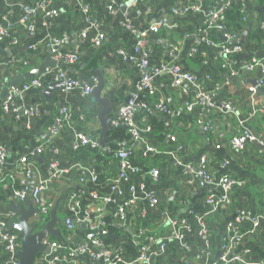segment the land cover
<instances>
[{
  "label": "crops",
  "instance_id": "crops-1",
  "mask_svg": "<svg viewBox=\"0 0 264 264\" xmlns=\"http://www.w3.org/2000/svg\"><path fill=\"white\" fill-rule=\"evenodd\" d=\"M37 1L0 0V22H4L3 19L8 15L15 22L11 33L0 42V145H5L8 149L7 163L0 175V213L7 214L5 217H9L8 213L12 212L8 210V205L10 198L13 197V190L27 183L20 158L28 149L37 146L44 148L41 155L32 159L30 168L33 171L29 185H36L50 176L51 161H57L59 167L64 170L61 177L42 193L43 201L53 202V206L63 188L66 189V196L78 186V170L81 168L97 165L109 175H116L118 172V160L115 157H103L96 162L93 149L72 148L75 135L79 133L99 143L103 139L98 115L101 105L94 100L92 94L83 96L78 91L66 92L62 87L53 90L47 97L43 90L51 83L58 82L48 79L42 87L32 88L23 96L15 98V107L33 106L38 111L36 118L24 115L17 119L2 109V103L6 98L3 85L6 81L33 70L44 61L48 51L44 43L46 39L67 36L68 40L61 49L77 56L74 62L61 61L63 66L57 65L52 68L62 69L69 76H75L87 84L92 83V78L98 71L104 77L106 86L101 96L111 98L115 107L112 119L119 107L127 102L136 90V85L143 74V68L125 59V55L120 51L132 54L140 35L151 25L160 24L161 29L159 33H151L147 37L151 47L148 55L150 66L171 61L170 54L174 51L177 54L174 61L185 69L200 76L211 74L213 78L209 83L211 87L215 81H222L219 68L220 52L217 49L206 47V61L202 66L187 59L190 47L201 42L198 29L203 22V12L174 15L172 9L185 5L189 0H115L114 10L109 8L108 0H58L54 3L58 15L48 18L39 16L34 21L36 25L34 35H29L18 20L22 14V7L35 4ZM86 4L90 6L98 31L90 29L87 35L83 36L82 32L90 26L82 10ZM246 12L248 19H242L244 21L242 28L235 29L243 39L245 50L241 57L255 56L264 59V47L251 38L254 28L264 30V2L250 0ZM127 18L131 20L135 33L126 28ZM173 24L174 27L171 26ZM98 32H103L105 38L96 45L92 37ZM188 34L191 36L189 39L186 37ZM212 38L221 41L218 33L216 38L215 34H212ZM14 39L17 43H13ZM30 45H35V48H30ZM53 55L56 58V54ZM259 74L258 71L245 72L241 79H232L230 84L224 85L219 91L217 98L230 100L233 108L232 112L226 113L215 110L211 115L216 126L215 133L201 131L196 124L198 110L189 111L185 107L187 99L194 100V89L187 86V92H183L180 87H174L172 76L169 74H163L154 80V91L146 96L149 108L146 111L141 110L136 115L137 122L141 124L144 122L152 124V117L157 118L164 123L163 131L149 132L143 136V140L133 142L130 138L111 139L112 130L116 129L111 126L112 129L107 132L108 143L130 147L132 161L142 168L140 174L133 176L134 184L140 187L143 183L145 189L153 191L160 197L159 205L151 206L138 189L136 201L128 205L129 227L117 234L125 244L123 246L128 257L136 256L140 246L148 244L153 251H157V254L152 255V264H218V262L224 264L221 260V247L226 242L227 224L234 222L236 216L245 209L253 214L264 213V150L252 142L240 151H234L228 146L233 134L240 129L239 117L246 115L250 110L248 85L256 82ZM28 80L30 79L24 82ZM161 99L169 105L171 110L169 114H164L156 108V102ZM256 101V106L260 107V104L264 103V96L258 93ZM63 105H68L71 109L70 123L54 137L53 147H48L47 128L53 123L59 107ZM250 127L264 137V111L257 112ZM147 145L155 147L157 152L147 151ZM217 145H221V148L218 149ZM101 148L105 151L104 147ZM203 156L209 159L208 167L214 179L230 175L244 181L243 186H236L230 192L232 202L228 205L223 204L217 211H212L206 203V198L211 191L221 193L222 190L216 185H202L200 177L188 179L183 174L182 163L199 165ZM224 161H227L225 166L222 165ZM154 168L160 170L158 178L151 177L147 172ZM131 198L126 191L124 201ZM65 202L64 197L58 210V226L62 228L63 235L65 233L62 224L70 213ZM34 206L37 207L35 203ZM206 211L208 213L205 218L212 233V246L209 249L199 237L194 215ZM38 215L39 213L31 221ZM17 217L16 213L13 220H17ZM183 218L189 221L192 231L184 240L174 241L175 221ZM249 227L250 224L242 225L243 230ZM41 228L37 225V229ZM139 231L143 232V236L135 238L133 234ZM86 236V227L79 226L69 233L67 240L70 244H77L86 239ZM52 238L54 237L50 239ZM162 242L167 245L164 252H160ZM184 244L189 245V249H186ZM74 246L65 245V249L70 251ZM219 252L221 255L216 258ZM233 257H242L254 263L264 259V221L255 232L247 234L237 242L229 253V258ZM76 258L84 264H92L88 255H79ZM4 259L5 253L0 247V264H3ZM37 260L40 261V255Z\"/></svg>",
  "mask_w": 264,
  "mask_h": 264
},
{
  "label": "built area",
  "instance_id": "built-area-1",
  "mask_svg": "<svg viewBox=\"0 0 264 264\" xmlns=\"http://www.w3.org/2000/svg\"><path fill=\"white\" fill-rule=\"evenodd\" d=\"M56 1L58 0H38L35 4L24 5L18 22L29 35H34L36 31L34 21L39 16L48 18L58 15V10L54 6ZM108 1H110L109 8L114 10L115 0ZM238 2L243 3V19L247 20V0H189L185 5L172 9L174 15L203 12V22L198 29L199 39L206 47H212L220 52L219 68L222 81H215L213 87L209 85L213 79L211 74H204L203 77L201 76V79L196 73L186 70L180 63L174 61L177 57L174 51L170 54L172 57L171 61H164L158 65L150 66L148 55L151 51V47L148 44L147 37L150 33H159L161 29L160 24L151 25L143 31L132 54L128 55L123 50L120 51L121 54L125 55V59L143 68V74L141 80L136 85V90L129 97L128 101L119 107L117 114L111 121V126L113 128L125 127L133 142L143 140V136L151 132V125L147 122L139 124L136 120L137 113L149 108L147 100H140V93L146 92L147 95L151 94L154 91V80L163 74H169L172 76V84L174 87H180L183 92H187V86H191L194 89V100L191 101L187 99L185 101V107L189 111L194 109L198 110L196 124L201 131L215 133L216 126L211 119V115L215 110L226 113L232 112L233 108L230 100L217 98L219 91L223 89L224 85L230 84L232 79H241L245 72L258 71L260 74L259 79L256 81V85L254 83L248 85L250 92V110L246 115L239 117L240 129L233 134L228 142V146L234 151H240L245 149L247 145L254 140L264 145V137L260 134L257 137L254 136L250 127V123L257 115V112H259V110L264 111V103L260 104V107L256 106L258 88L264 89V59L255 56L249 58L241 57L245 50L243 39L238 32L228 30L222 23L225 20L227 9ZM82 10L90 25L89 29L82 32V35L86 36L90 29L98 31V25L90 12V6L88 4L83 5ZM3 20L4 22H0V42L11 33L15 26L14 20L9 15ZM125 26L129 31L135 33L136 30L130 19H126ZM171 26L174 27L175 24ZM213 31H218V33L226 38V41L213 39L211 36ZM186 37L189 39L191 36L188 34ZM104 38L105 34L103 32H98L96 36L92 37V40L93 43L98 45ZM67 40V36H53L46 39L44 43L48 49L51 48L53 53L56 54V59L63 62H74L77 60V56L73 53H66L61 49ZM13 43H17V40L14 39ZM262 46L264 47V41L262 42ZM29 47L35 48V45H30ZM55 47H57V49H55ZM196 50V46L192 45L187 54L194 53ZM25 63H27V61H25ZM48 79H52L53 81L64 80V91H78L83 96L91 95L94 85L97 83V78L95 76L92 78V83L87 84L75 76H69L62 69L48 67L39 76L22 84L13 85L9 90L8 97L2 103V109L7 113H12L17 119L24 115L28 116V118H36L38 116V111L33 106L15 107V98L30 91L32 88L42 87ZM155 106L164 114H169L171 112L169 105L164 99L156 102ZM21 108L24 109L23 113L20 111ZM71 117L72 113L68 105L59 107L53 119V123L47 128V134L49 136L48 147H53L54 137L69 125ZM170 138L172 139L173 136L171 135ZM85 147L91 149L104 147L105 151H111V148L101 146L98 141L93 140L87 135L82 133L75 135L72 148L74 150H79ZM217 148L220 149L221 145H217ZM146 149L149 152H157L156 148L151 145H147ZM43 152L44 148L42 146H37L28 149L27 152L21 156L20 163L24 165V175L27 183L13 190V197L15 200L24 202L27 197H30L37 206H41L39 215L35 218L39 228L43 227V225L49 221V211L53 206V202L45 203L43 201L42 193L48 190L49 186L54 181L58 180L64 172V170L59 167L57 161H51L50 176L47 179L39 181L36 185H29L28 183L29 180H31L33 171L30 168V165L33 163L31 158L35 159ZM7 156V147L5 145H0V175L3 173V168L7 163ZM116 156L118 158V172L116 177L112 180V194L100 196L96 191H92V201L88 205V208L84 207L82 194L80 192L72 191L67 194L65 206L70 213L63 221L62 227L64 230L68 231V234L66 237H63L62 241L50 238L43 240V243L50 248L49 252H42L40 254V261H42L43 264H84L76 258L84 254L90 257L92 264H141L143 262L152 264V255L157 254V251H153L148 244H142L136 256L128 257L122 239L118 237L117 240H112V242L110 241L109 243L105 241V237L111 235L108 215L111 216V225H114L119 230L118 233L113 235H117L129 227L127 207L136 201L138 189L142 195L144 194V198L149 201L151 206H157L160 203V197L153 191L145 189L143 183H141L140 187L134 184L133 176L140 174L142 168L132 161L131 148L118 146ZM208 162L209 159L203 156L201 157L199 165L182 163L184 167L183 174L188 179L200 177L202 185L212 184L222 190L221 193H214L211 191L206 198V203L211 207L212 211H217L223 204L228 205L232 202L230 199V192L236 186H243L244 181L230 175H224L218 179H214L209 170ZM25 164L28 166H25ZM222 165H227V161H224ZM147 172L154 178H158L160 174V170L157 168ZM95 178L96 174L93 167H84L78 170V182L82 185H85L88 179L95 180ZM126 191L132 196L129 201H124L123 199ZM207 213L208 211L201 214L196 213L194 215L196 224L198 225L199 237L204 241L206 248L209 249L212 246V241L210 238L211 229L205 218ZM8 214H10L9 217H5L7 214L0 213V247H2L5 253L3 264H20L19 251L21 249V241L18 232L9 229L7 223L8 220H13V216L16 213L12 211ZM169 220L171 219L169 218ZM262 221H264V213L253 214L251 211L245 209L236 216L234 222L227 224L226 242L222 244L221 247V260L224 264H264V259H262L261 262L254 263L242 257L229 258V253L237 242L242 240L247 234L255 232ZM175 223L174 241L184 240L185 236L192 231L191 224L185 218L178 222L175 221ZM245 223L250 224V227L243 230L242 225ZM83 224L86 225L84 227L87 229L86 239L79 241L77 244H70V241L67 240L69 233L73 232L77 227L83 226ZM133 236L135 238H140L143 236V232L139 231L138 233H134ZM65 245L75 246L68 251L65 249ZM184 245L186 249H189V245ZM166 247V243L162 242L160 245V252H164Z\"/></svg>",
  "mask_w": 264,
  "mask_h": 264
},
{
  "label": "water",
  "instance_id": "water-1",
  "mask_svg": "<svg viewBox=\"0 0 264 264\" xmlns=\"http://www.w3.org/2000/svg\"><path fill=\"white\" fill-rule=\"evenodd\" d=\"M218 34L221 37V41H226L225 37H223L220 33ZM55 49H57V47H55ZM52 53H53L52 49L51 48L48 49L44 61L38 67L25 73L22 76L21 75L18 76L17 78L11 81H6L5 85H3L4 87H2L5 97L6 98L8 97L9 90L13 85L22 84L24 83L25 80L32 79L33 77L40 75L48 67L52 68L57 65L63 66V62L54 58ZM197 75L201 77L200 74ZM95 77L97 78V83L94 85L92 95L94 97V100L101 105L98 115L102 127L103 139L100 141V145L107 146L108 145L107 132L112 129L111 115L114 112L115 107L112 104L111 98L107 96L105 97L101 96L102 91L106 86V81L104 77L101 76L99 71ZM64 83H65L64 80L51 83L48 86V88L43 90V94L49 97L50 93L53 90L55 89L58 90L64 87ZM254 84L256 85V82H254ZM258 93L264 96V89L258 88ZM24 94L17 96L16 99L18 97L23 96ZM23 110H24L23 108L20 109L21 113H23ZM252 133L256 137L259 136V133L254 129H252ZM252 143H254L259 149L264 150V145L260 144L257 140H254ZM65 193H66V189L63 188L61 190L60 195L56 199L53 208L50 210L49 221L41 229H37V221L35 220L31 221V219L40 212L41 206L35 207L30 197H27L24 202L17 201L13 197L10 198L8 210L17 213L18 217L17 220H8L7 223L9 229L16 230L18 232V236L21 241V249L19 251L20 264H43L42 261L37 260L38 256L42 252L50 251V248L43 243V240L49 237L50 238L54 237L62 241L63 239L62 228L58 226V210L63 203ZM83 226L86 225L83 224ZM112 238L113 241H115L117 240L118 235H113ZM220 255L221 252L218 253L216 258H219ZM144 264H148V263L145 262Z\"/></svg>",
  "mask_w": 264,
  "mask_h": 264
},
{
  "label": "trees",
  "instance_id": "trees-1",
  "mask_svg": "<svg viewBox=\"0 0 264 264\" xmlns=\"http://www.w3.org/2000/svg\"><path fill=\"white\" fill-rule=\"evenodd\" d=\"M249 1L250 0H247L246 9H247V5H248ZM258 1L260 3L264 2V0H258ZM242 4H243L242 2H238V3L233 4L229 9H227V11L225 13V20L222 23L224 24L225 27H227L228 30H230L232 32L235 29L238 30L239 28H242V26H243L244 21L242 20L243 19ZM231 27H232V29H231ZM236 30L234 32H236ZM217 33H218V31L212 32L213 35L215 34V38H216ZM212 34H211V36H212ZM251 38H254L257 42L262 44V42L264 41V30H262L260 28H254V31L251 33ZM251 46H253V45H251ZM196 49L197 50L194 53L187 54V59H189L190 62H192V63L194 62L195 64H199L202 66V65H204V63L206 61L205 55L207 52V48L203 42H198L196 44ZM202 77H201V79H202ZM140 94H141L140 100L146 101L147 93L142 92ZM144 111H146V110H144ZM139 124H141V123H139ZM152 124H154V126H152ZM152 124L149 123V125H151V132L163 131L164 123L161 122L160 120H158L157 118L152 117ZM155 124H158V125L156 126ZM119 138L120 139H129V138L131 139V136L125 127H120V128H116V129L112 130L111 139H119ZM108 145H110L109 147H111L110 152L103 151V149H101V147L93 148V152H94L96 162H98L103 157H115V159L118 160V158L116 156V150L118 149V146H116L115 143H113V144L108 143ZM32 159L33 158H31V160ZM24 170L25 169H23V172H24ZM93 170L95 171V174H96L95 180L88 179V181L86 182L85 185H82L79 183L78 186L73 189V191H77V192H80L82 194V202H83V205L85 208H88V205L92 201V196H91L92 191H96L100 196L112 194V190H111L112 184H113L112 180L117 175V174L116 175H109L108 173L103 172L97 165H95V167H93ZM85 177H86V175H85ZM66 196H65V198H66ZM107 217L109 220V229H110L111 235L106 236L105 241L107 243H109L110 241L112 242V239H113L111 236L115 233H118L119 230L114 225H111V223H110L111 216L108 215ZM64 233L65 234L63 235V237H66L68 234V231L64 230ZM210 236H211L210 238L212 240L211 231H210ZM52 239L58 240L57 238H52ZM219 263L220 262H218V264Z\"/></svg>",
  "mask_w": 264,
  "mask_h": 264
},
{
  "label": "rangeland",
  "instance_id": "rangeland-1",
  "mask_svg": "<svg viewBox=\"0 0 264 264\" xmlns=\"http://www.w3.org/2000/svg\"><path fill=\"white\" fill-rule=\"evenodd\" d=\"M59 217H60V215H59Z\"/></svg>",
  "mask_w": 264,
  "mask_h": 264
}]
</instances>
